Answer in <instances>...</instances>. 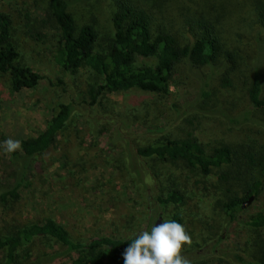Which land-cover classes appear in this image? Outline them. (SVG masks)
<instances>
[{
    "label": "trees",
    "instance_id": "16d2710c",
    "mask_svg": "<svg viewBox=\"0 0 264 264\" xmlns=\"http://www.w3.org/2000/svg\"><path fill=\"white\" fill-rule=\"evenodd\" d=\"M77 1L27 0L18 10L25 17L27 33L36 41H45L54 30V60L62 73L75 76L87 68L99 81L85 90L89 101L85 100L83 108L71 98L58 102L45 127L35 136L20 140L22 155L11 152L18 169L14 182L0 188L2 211L11 200L18 199L19 188L32 170H47L50 162L39 157L56 149L75 116L84 117L95 138L103 124L113 122L117 125L116 140L109 145L120 149L114 157L116 166L139 194L143 191L145 198L148 195L147 179L154 183L166 180V163L181 165L196 175H217L220 188L198 183L195 190L165 191L153 186V200L165 207L191 196L203 204L204 211L217 215L213 231L219 232L206 234L204 243L212 234L221 240L222 230L236 222L241 224L249 238L244 252L224 248L212 249L213 254L228 264H264V211L239 218L242 203L251 195L257 198L264 193V0H198L178 16L170 7L173 0H92L94 5L105 1L108 6L105 36L94 22L77 20L72 10ZM36 10L40 16H34ZM155 18L161 24L155 25ZM179 18L185 25L184 34L177 30ZM13 30L10 13L0 11V79L7 75L12 91L33 89L42 75L20 61ZM138 56L156 61L137 66ZM62 85L67 93L68 88ZM172 85H193L194 90L187 99H175L169 106L171 120L152 132L157 134L155 140L133 148L121 133L128 128L130 118L118 111L108 113L103 100L110 94L133 90L166 100L174 94ZM91 107L106 113L89 115ZM209 119L218 122L219 132L206 143L197 129ZM228 133H235V137H227ZM63 151L61 156L68 158L69 151ZM53 158L50 153L48 159ZM67 173L74 176L71 168ZM197 181L206 182L205 178ZM171 220L181 224L182 217L175 213ZM134 237L106 234L81 241L53 219L31 221L0 229V264H51L61 255L70 257L58 264H123L122 252ZM197 254V260H188L190 264L204 262L206 253L202 257Z\"/></svg>",
    "mask_w": 264,
    "mask_h": 264
},
{
    "label": "rangeland",
    "instance_id": "374dc122",
    "mask_svg": "<svg viewBox=\"0 0 264 264\" xmlns=\"http://www.w3.org/2000/svg\"><path fill=\"white\" fill-rule=\"evenodd\" d=\"M25 1L27 0H0V11L11 15L14 26L13 38L19 47L20 61L40 73L42 79L35 88H22L19 91L10 89L7 75L0 79V135L4 136L3 140L0 136V145L9 138L20 141L23 138L35 136L45 127L52 109L60 101L71 98L77 103L81 102L83 108L89 101L85 98V90L89 84L99 81L97 74L87 68L81 69L75 76L62 73L54 60L56 42L54 30L49 32L45 41H36L27 33L23 19L25 17L18 11ZM91 1L78 0L72 10L79 22L84 20L94 22L103 34L101 35L105 36L108 32L105 14L108 6L105 1L96 5ZM197 1L177 0L175 2L173 0L170 7L178 16L188 8H192ZM38 12V10L34 11V16H40ZM153 20L155 25L161 24L159 18ZM175 22L177 23V17ZM156 27L154 26V29ZM178 27V32L184 34L185 25L182 18L178 19ZM155 61L156 59L152 57L138 56L135 65H153ZM62 84L68 88L67 93L62 90ZM171 90L174 94L166 100L133 90L110 94L103 100V104L108 113L118 111L119 114L130 118L128 128L122 129L121 133L129 139L134 148L155 140L157 134L154 135L152 132L171 120L169 106L175 99L179 102L187 99L194 90V86L183 85L177 88L172 85ZM105 113L104 109L102 111L94 107L88 109V114L92 116ZM217 123L216 120H205L200 125L201 128L197 129L199 138L206 143L216 138L219 132ZM88 126L84 117L75 116L69 125L67 135L61 143L56 145V149L39 157L48 164L50 162L47 170L40 173L32 170L24 185L19 188L18 199L11 200L5 206L4 212L0 205L1 231L13 225L21 226L31 221L42 222L50 218L61 223L72 238L86 241L94 235L127 236L136 235L145 230L150 231L156 224L163 220H171L173 214L178 213L182 217L181 224L191 238V244H184L181 249L182 257L187 260H197L194 253H198V257L206 253L202 257L204 262L200 264H228L213 254L212 249L228 248L244 252L245 242L249 238L241 224L236 222L228 229L222 230L221 240H218L217 235L212 234L211 238L204 243L206 234L219 232L217 229L213 231L217 224V215L204 211L203 204L198 203L191 196L185 197L179 204H167L165 207L158 206L153 200L154 192L151 189L153 186L157 190L162 187L165 191L168 189L195 190L198 183L210 188H220L221 182L217 175L213 173L207 176L196 175L181 165L166 163L163 167L166 180L154 183L146 178L145 192H148V195L145 198V193L141 191L142 193L139 194L134 183L116 166L114 157L120 149L110 148L109 145L116 140L114 139L116 123L103 124L104 127L101 126V133L97 138L88 131ZM125 130L127 131L124 133ZM226 136L235 137V133H228ZM118 137L119 141L120 137ZM63 148L69 151L68 158L61 156L64 152ZM17 152L22 155L20 149ZM50 153L54 157L52 161L48 159ZM69 168L73 171V177L67 173ZM17 169L18 161L11 159V153L0 146V188L14 182ZM200 178H205L206 182H198ZM112 199L115 203L110 205L108 200ZM258 211H264V193L257 198L254 197L252 202L242 209L239 218H246ZM195 244L201 245L194 246ZM38 247L41 248V244ZM59 247L54 246L57 249ZM45 249L50 250L48 247ZM244 255L253 256L248 252ZM69 257L70 255H61L51 264L69 260Z\"/></svg>",
    "mask_w": 264,
    "mask_h": 264
},
{
    "label": "clouds",
    "instance_id": "9594fccd",
    "mask_svg": "<svg viewBox=\"0 0 264 264\" xmlns=\"http://www.w3.org/2000/svg\"><path fill=\"white\" fill-rule=\"evenodd\" d=\"M0 146L11 153L19 150L21 143L9 138ZM184 244H191L184 226L175 220H163L131 239L122 252L123 264H190L181 255Z\"/></svg>",
    "mask_w": 264,
    "mask_h": 264
},
{
    "label": "water",
    "instance_id": "95a60500",
    "mask_svg": "<svg viewBox=\"0 0 264 264\" xmlns=\"http://www.w3.org/2000/svg\"><path fill=\"white\" fill-rule=\"evenodd\" d=\"M253 199H254V196L251 195L248 199H246V200L242 203L241 207H242V208H245L247 205H249V204L252 202ZM158 221H159V219L157 220V223H158Z\"/></svg>",
    "mask_w": 264,
    "mask_h": 264
}]
</instances>
